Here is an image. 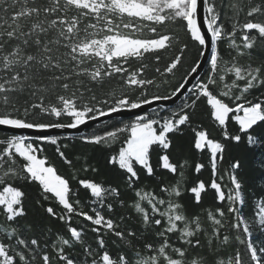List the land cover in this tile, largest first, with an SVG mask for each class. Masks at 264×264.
<instances>
[{
	"label": "snow or ice",
	"instance_id": "obj_1",
	"mask_svg": "<svg viewBox=\"0 0 264 264\" xmlns=\"http://www.w3.org/2000/svg\"><path fill=\"white\" fill-rule=\"evenodd\" d=\"M0 264H264V0H0Z\"/></svg>",
	"mask_w": 264,
	"mask_h": 264
},
{
	"label": "water",
	"instance_id": "obj_2",
	"mask_svg": "<svg viewBox=\"0 0 264 264\" xmlns=\"http://www.w3.org/2000/svg\"><path fill=\"white\" fill-rule=\"evenodd\" d=\"M204 67L206 68V65ZM182 99H183V96L175 99L174 101H161V102H158V105L154 104L151 107H157V106H164L167 108L173 107L176 104H178ZM148 110H149V106H145V108L143 110H135V112H123L120 114H113L111 117H103V118H101V121L92 122V124H90V126L82 127L79 130H73V129L52 130L50 134L57 135V136H60L62 138H64V137H78L81 134H84L89 129L93 128L95 126V124H97V123L103 124V123L109 122V121L114 120V119L134 118V115L136 113H140L142 111H148ZM12 132H14L15 134L35 135V133L32 132L31 130H12Z\"/></svg>",
	"mask_w": 264,
	"mask_h": 264
},
{
	"label": "trees",
	"instance_id": "obj_3",
	"mask_svg": "<svg viewBox=\"0 0 264 264\" xmlns=\"http://www.w3.org/2000/svg\"><path fill=\"white\" fill-rule=\"evenodd\" d=\"M194 55H195V51H194V49H193L192 51H190V52L188 53V59H187V61L185 62V68L187 67V64L191 62V58H192ZM183 71H184V69L182 68V69L180 70V72H178L177 75H176L175 77H173V82H175V80H178V79L180 78V76L183 74ZM181 102H182V100H181L178 104H176L175 106H173V107H169V109L175 108V107L178 106ZM131 119H133V118L114 119V120H111V121L106 122V123H107L108 125H111V124H117V123H119V122H121V121H123V122L126 123V122L130 121ZM104 124H105V123L100 124V128H103ZM97 130L99 131L100 129H97ZM91 131H92V128L89 129L88 131H86L84 134H88V133H90ZM191 136H192V133H191L190 131H188V130H185V135H184V136H179V135H177V136L175 137V142H176L177 144H186L187 141L191 138ZM78 137H79V136H78ZM78 137H72L73 139L71 140V143L76 144V146H77V150H81V149H82V150H84V151H90L89 148L84 147V146H81V145L79 144L78 140L76 139V138H78ZM63 142L68 143L69 140L65 139ZM48 152H49V154H51V152H52V148H51V147L48 148ZM93 158H94V160L100 161L101 164L103 163V160H102V153H101V151H99V150L95 151V152L93 153ZM56 163H57V166L60 168V170H61L62 172H63V171H66L65 167H64L62 164H60L59 161H56ZM207 177H208V173L205 172L203 178L206 179Z\"/></svg>",
	"mask_w": 264,
	"mask_h": 264
}]
</instances>
